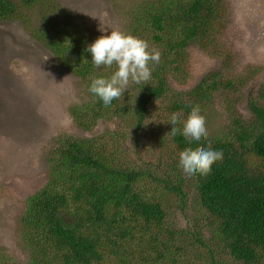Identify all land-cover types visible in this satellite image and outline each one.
<instances>
[{"label":"trees","instance_id":"16d2710c","mask_svg":"<svg viewBox=\"0 0 264 264\" xmlns=\"http://www.w3.org/2000/svg\"><path fill=\"white\" fill-rule=\"evenodd\" d=\"M35 5L44 8L42 25L26 20L29 34L87 88L86 100L68 110L70 123L84 132L107 128L53 138L47 179L22 205L25 256L0 249V264H264V67L249 88L256 73L237 71L223 38L225 0L138 3L123 33L146 41L160 61L149 64L146 85L130 82L108 107L89 88L116 66H93L86 47L95 40L62 8L50 0H0V20H23ZM193 50L214 63L200 79L191 74ZM197 105L205 119L219 110L221 129L206 120L208 136L199 143L166 135L173 114L182 128ZM198 146L223 159L208 176L189 178L179 153Z\"/></svg>","mask_w":264,"mask_h":264},{"label":"rangeland","instance_id":"374dc122","mask_svg":"<svg viewBox=\"0 0 264 264\" xmlns=\"http://www.w3.org/2000/svg\"><path fill=\"white\" fill-rule=\"evenodd\" d=\"M50 1L96 40L113 30L125 32L128 13L143 0ZM225 2L228 12L223 38L233 52L237 71L253 68L256 74L250 75L249 88H255L261 80L258 72L264 67V0ZM43 10L35 5L25 10L23 20H0V249L18 259L25 256L19 229L24 198L47 179V150L53 138L63 133L87 137L107 128L103 123L84 132L70 123L69 108L85 101L88 92L82 81L58 65L29 34L26 20L41 26ZM190 61L191 74L197 79L214 68V63L197 50ZM239 108L243 111L242 101ZM222 118L223 114L213 109L206 120L210 128L219 130ZM175 221L181 229L186 228L180 216Z\"/></svg>","mask_w":264,"mask_h":264},{"label":"clouds","instance_id":"9594fccd","mask_svg":"<svg viewBox=\"0 0 264 264\" xmlns=\"http://www.w3.org/2000/svg\"><path fill=\"white\" fill-rule=\"evenodd\" d=\"M146 41L132 35L122 33L119 30L111 31L110 35H101L92 44L86 47L91 54V63L94 67L101 66L116 70L110 78L93 79L89 91L103 102L105 107L111 105L114 99H119L126 91L129 83L141 84L151 78L149 64H158L160 61L159 51L148 50ZM67 78V77H66ZM65 78V79H66ZM180 121L177 114L170 119L171 132L166 135L176 136L181 134L189 143L201 142L206 139L208 131L206 119L200 113L199 106L192 108L187 118L182 122V128L176 127ZM223 159V153L198 146L195 149L185 148L179 153V167L189 177H206L212 171V166Z\"/></svg>","mask_w":264,"mask_h":264}]
</instances>
